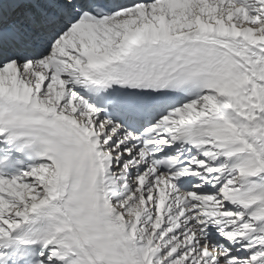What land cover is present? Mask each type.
<instances>
[{"label":"snow or ice","instance_id":"obj_1","mask_svg":"<svg viewBox=\"0 0 264 264\" xmlns=\"http://www.w3.org/2000/svg\"><path fill=\"white\" fill-rule=\"evenodd\" d=\"M0 264H264V0H0Z\"/></svg>","mask_w":264,"mask_h":264}]
</instances>
